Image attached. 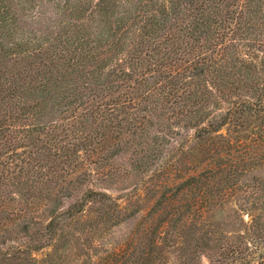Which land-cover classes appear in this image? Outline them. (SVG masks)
I'll use <instances>...</instances> for the list:
<instances>
[{
    "label": "trees",
    "instance_id": "1",
    "mask_svg": "<svg viewBox=\"0 0 264 264\" xmlns=\"http://www.w3.org/2000/svg\"><path fill=\"white\" fill-rule=\"evenodd\" d=\"M155 113L164 126L153 143L170 146L159 164L144 148ZM177 123L192 132H174ZM122 138L141 145L140 167L166 172L165 189L183 191H163L160 206L192 195L174 234L198 206L246 198V173L264 161V0H0V214L15 201L35 218L57 188L73 198L77 177L83 185L98 174L89 165L108 159L87 156ZM111 207L112 194L87 187L52 210L30 238L39 244L0 260L38 264L34 251L89 218L106 224Z\"/></svg>",
    "mask_w": 264,
    "mask_h": 264
},
{
    "label": "rangeland",
    "instance_id": "2",
    "mask_svg": "<svg viewBox=\"0 0 264 264\" xmlns=\"http://www.w3.org/2000/svg\"><path fill=\"white\" fill-rule=\"evenodd\" d=\"M51 98L52 102L49 103L58 102L57 98ZM158 118L155 113L152 125L147 126L150 136L145 138L147 143L144 148L148 152L155 151L159 164L165 161L170 146L162 142L159 146L153 143V136L159 134L164 126ZM173 129L182 135L192 132L184 128L183 123L175 124ZM141 148L137 141L122 138L117 143L108 142L107 150H98L97 154L87 156L89 162L99 156L108 159L103 160L101 166L89 165L90 168H97L98 174L96 170L92 172L83 185L77 177L80 185L76 183L72 187L73 198L82 194L87 187H94L112 194L119 207L108 210L112 219L106 224L100 219L95 221V217L89 218L93 224L73 225L65 235L34 251L33 256L38 264H131L135 257H139L137 264H260L264 260V161L260 160L258 167L246 173V179L250 178L255 184L253 189H248L246 198L242 195H246V192H240V195L230 192L209 209L205 207L202 211L203 207L198 206L201 215L199 212L195 214L177 235L173 233L176 230L173 225L186 220L187 215L184 214H188V208L183 204H189L192 195L184 193L187 197L182 207L166 201L160 206V198L165 200L163 191L170 198L182 196L183 191L178 193L165 189L167 174L164 171L159 174L152 172L156 170V165L150 169L140 167ZM57 190L61 189L57 188L49 201L45 202L47 211L35 218L31 214L27 218L22 216V206L10 201L13 210L0 214V251L26 243L39 244V240L32 241L30 238L39 236L36 231L43 229L52 210H59L73 201L69 197L60 198L62 193ZM116 216L119 217L118 221L113 218ZM162 220L165 221L160 225ZM166 222L168 225H165ZM164 226L169 231L164 234L168 236L166 244L163 240V245L154 247L163 235L160 232ZM143 246L152 253L149 259H145L146 254L141 253ZM17 262L16 259L0 260V264Z\"/></svg>",
    "mask_w": 264,
    "mask_h": 264
}]
</instances>
